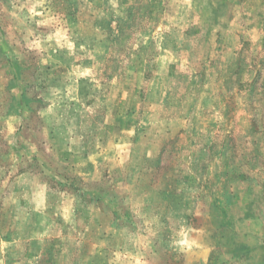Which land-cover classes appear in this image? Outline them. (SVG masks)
Returning a JSON list of instances; mask_svg holds the SVG:
<instances>
[{"label":"rangeland","instance_id":"rangeland-1","mask_svg":"<svg viewBox=\"0 0 264 264\" xmlns=\"http://www.w3.org/2000/svg\"><path fill=\"white\" fill-rule=\"evenodd\" d=\"M0 264H264V0H0Z\"/></svg>","mask_w":264,"mask_h":264},{"label":"crops","instance_id":"crops-1","mask_svg":"<svg viewBox=\"0 0 264 264\" xmlns=\"http://www.w3.org/2000/svg\"><path fill=\"white\" fill-rule=\"evenodd\" d=\"M111 5V3H110ZM109 5V6H110ZM60 14H62V18L65 20V23L68 24V25H75L77 21H79V16L77 15V12H59ZM114 15V12H111L110 11H106L103 10V11H98L97 14L94 16V21L92 22V32L95 34L96 31H109L108 29L110 28L111 29V15ZM69 26V27H71ZM61 49V46L60 45H56V46H52L49 48L48 52H47V55L45 56V58H47V61L45 62L46 64H53L54 65H57L58 61L61 62L60 58L57 57V52L58 50ZM66 49V48H64ZM62 50V49H61ZM63 51H68V49L66 50H62ZM56 52V60L55 62H52L51 60H53V56H51V54H54ZM61 52V51H60ZM51 56V57H50ZM93 67V65H92ZM65 71V70H64ZM64 71H59L58 74H55L54 77L52 78H49V81L51 82V87L47 89V97L52 93L53 90H56V91H59V89H57V84L58 82H61L63 78L62 75L64 73ZM19 76V75H18ZM12 79H14V76L12 75ZM89 77H77V79L75 78L74 81H84V80H88ZM21 82V81H20ZM52 86H55V87H52Z\"/></svg>","mask_w":264,"mask_h":264}]
</instances>
